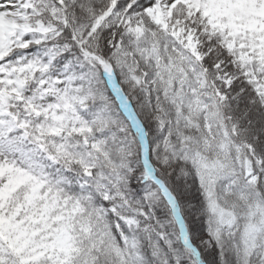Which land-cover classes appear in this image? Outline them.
Returning a JSON list of instances; mask_svg holds the SVG:
<instances>
[{
    "label": "snow or ice",
    "instance_id": "obj_1",
    "mask_svg": "<svg viewBox=\"0 0 264 264\" xmlns=\"http://www.w3.org/2000/svg\"><path fill=\"white\" fill-rule=\"evenodd\" d=\"M0 264H264V0H0Z\"/></svg>",
    "mask_w": 264,
    "mask_h": 264
}]
</instances>
